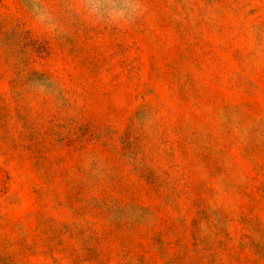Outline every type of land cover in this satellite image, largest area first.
<instances>
[{"label": "rangeland", "instance_id": "rangeland-1", "mask_svg": "<svg viewBox=\"0 0 264 264\" xmlns=\"http://www.w3.org/2000/svg\"><path fill=\"white\" fill-rule=\"evenodd\" d=\"M0 0V264H264V0Z\"/></svg>", "mask_w": 264, "mask_h": 264}, {"label": "clouds", "instance_id": "clouds-1", "mask_svg": "<svg viewBox=\"0 0 264 264\" xmlns=\"http://www.w3.org/2000/svg\"><path fill=\"white\" fill-rule=\"evenodd\" d=\"M88 14L91 17H95L97 20H111L113 22L127 21L130 14L135 11V9H130L128 11L124 9H102L101 6L96 4L94 0L87 5Z\"/></svg>", "mask_w": 264, "mask_h": 264}]
</instances>
